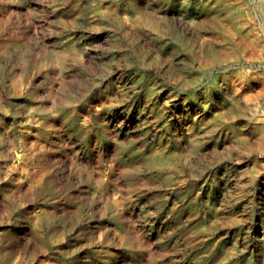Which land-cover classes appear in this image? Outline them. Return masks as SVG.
Segmentation results:
<instances>
[{"label": "rangeland", "instance_id": "1", "mask_svg": "<svg viewBox=\"0 0 264 264\" xmlns=\"http://www.w3.org/2000/svg\"><path fill=\"white\" fill-rule=\"evenodd\" d=\"M263 125L264 0H0V264H264Z\"/></svg>", "mask_w": 264, "mask_h": 264}, {"label": "bare ground", "instance_id": "2", "mask_svg": "<svg viewBox=\"0 0 264 264\" xmlns=\"http://www.w3.org/2000/svg\"><path fill=\"white\" fill-rule=\"evenodd\" d=\"M227 16L231 22V26L233 28L227 29V34L236 45L235 47H239V45L242 42H239L235 38V34L237 33L236 30L241 29V27H245L246 25L251 28L252 24L249 21L243 20L241 17V13L239 12V9L235 6H231L230 9H227ZM221 18L218 19V22H220V25L222 26ZM225 26V25H224ZM234 29V30H233ZM242 38L244 39L243 43L248 44V41H250L249 35H242ZM74 118L79 121L80 116L75 115ZM87 122L86 118H83V120L80 122V130H84L86 127H84L85 123ZM255 129L263 131V134H256L254 137V140L257 141L258 146L264 147V144L261 142L264 137V125L263 127L256 126ZM18 159L20 160V163L15 166L19 170V175L22 174V172L29 173V179H30V185L33 188V191L37 189V187L40 185L41 180L43 179L44 174H39V171L35 168L34 164L35 162H38V154L33 153L32 150L26 149L24 153L21 155L17 154ZM84 170L88 171V174L90 173L92 175L93 180L96 183L97 188L93 191L89 192L86 196V199L90 198V206H95L97 208L101 209V199L104 195V192L101 191V187L104 189L106 187L105 181L101 180V168L94 170L92 165L90 163L83 164ZM82 165V166H83ZM95 172V173H94ZM39 174V175H38ZM21 183V180H20ZM87 201L81 200L77 205H75L76 208L72 209L71 215L69 216L70 219L78 218L80 211L87 205ZM107 203L115 204L116 201H107ZM52 213L48 210H41L40 213L37 211H33L29 217H26L23 221H16L15 223H6L4 224V233L0 235V240H5L10 243H16L17 245H23L24 247H28L29 245L35 243L38 239H40L42 233H41V227L42 222L48 221V219H51ZM101 226V224H100ZM23 232L22 235H20V232ZM91 232L94 234V230ZM134 232V230H133ZM132 232V233H133ZM135 233V232H134ZM92 237V236H91ZM101 239V234L100 238ZM134 239V238H133ZM115 253L111 251V249L107 250V255L111 257ZM107 264H120V262L116 259L108 260Z\"/></svg>", "mask_w": 264, "mask_h": 264}]
</instances>
